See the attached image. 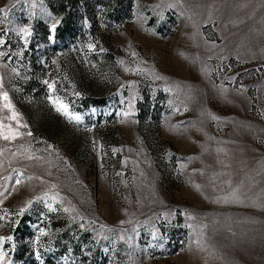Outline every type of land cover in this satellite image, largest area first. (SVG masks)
Listing matches in <instances>:
<instances>
[{"label": "rangeland", "instance_id": "374dc122", "mask_svg": "<svg viewBox=\"0 0 264 264\" xmlns=\"http://www.w3.org/2000/svg\"><path fill=\"white\" fill-rule=\"evenodd\" d=\"M0 264H264V0H0Z\"/></svg>", "mask_w": 264, "mask_h": 264}, {"label": "snow or ice", "instance_id": "6c2138e0", "mask_svg": "<svg viewBox=\"0 0 264 264\" xmlns=\"http://www.w3.org/2000/svg\"><path fill=\"white\" fill-rule=\"evenodd\" d=\"M53 29H55V25H53ZM25 31H26V30H25ZM89 47L91 48L92 46L89 45ZM51 87H52V85L49 84V88H51ZM4 98L7 99L6 94H5V97H4ZM61 107H63V108H64V111L67 112V107H66V106L62 105ZM58 110H59V109H58ZM75 119L79 120V117L77 116V117H75ZM4 138H5V139H9V137H7V136H5ZM17 183H19V180H17ZM21 211H23V209H22ZM8 239H11V237H9Z\"/></svg>", "mask_w": 264, "mask_h": 264}]
</instances>
